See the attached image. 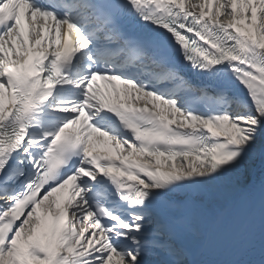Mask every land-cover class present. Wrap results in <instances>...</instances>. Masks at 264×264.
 <instances>
[{
  "label": "snow or ice",
  "instance_id": "1",
  "mask_svg": "<svg viewBox=\"0 0 264 264\" xmlns=\"http://www.w3.org/2000/svg\"><path fill=\"white\" fill-rule=\"evenodd\" d=\"M264 0H0V264H264Z\"/></svg>",
  "mask_w": 264,
  "mask_h": 264
}]
</instances>
